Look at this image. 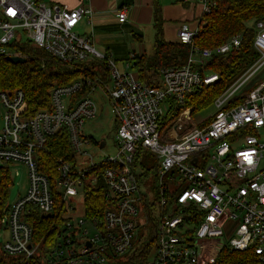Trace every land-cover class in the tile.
Segmentation results:
<instances>
[{
  "label": "built area",
  "instance_id": "1",
  "mask_svg": "<svg viewBox=\"0 0 264 264\" xmlns=\"http://www.w3.org/2000/svg\"><path fill=\"white\" fill-rule=\"evenodd\" d=\"M194 1L199 5L198 17L215 5L213 0ZM90 15L87 7L0 0V55L24 57L21 47L30 44L69 64L105 59L107 83L111 82L105 92L116 121V154L100 161L90 156L89 164L81 170L59 159V178L52 189L38 168L36 151L44 147L47 136L64 129L73 151L85 154L81 145L88 139L81 127L96 114L91 93L105 83L98 77L81 76L66 84H54L49 90V106L31 114L26 113L21 89L0 91L4 109L0 160L5 164L23 163L28 174L26 193L10 204L0 218L1 229L7 234L0 247L12 258V263L5 264L124 261L133 249L132 237L139 227L136 203H140L145 219V206L150 203L139 191L133 165L139 149L152 152L159 163L160 198L153 212L158 217L154 251L146 264H213L224 245L235 251L250 248L257 257L256 264H264V141L258 133L264 130V78L240 101L228 105L239 89L264 68V18L253 21L256 59L214 99L212 118L198 126L192 122V107H180L188 94L217 81V75L205 71L204 65L211 57L237 48L240 36H232L218 46L199 48L192 43L198 28L182 24L177 37L179 42L190 45L186 64L163 68L159 85H151L119 71L115 61L93 47L90 36L75 31L79 20ZM116 16L124 22L127 7H118ZM169 98L175 102L178 114L168 127L160 128L162 102ZM164 137L168 140L161 141ZM174 168L188 186L175 197L171 195L168 204L169 191L162 179ZM99 178L112 205L104 210L101 225L83 215L76 219L64 216L66 220L53 246L41 252L32 241L33 229L27 220L31 207L49 215L55 208L57 185L63 188L64 204L65 196L77 195V186L96 185ZM167 206V212H162ZM229 219L239 222L235 236L224 241V225Z\"/></svg>",
  "mask_w": 264,
  "mask_h": 264
},
{
  "label": "trees",
  "instance_id": "2",
  "mask_svg": "<svg viewBox=\"0 0 264 264\" xmlns=\"http://www.w3.org/2000/svg\"><path fill=\"white\" fill-rule=\"evenodd\" d=\"M214 7L209 13H203L197 18L198 31L193 38V44L199 48L218 46L232 36H240V45L232 48L225 55L211 57L203 69L217 75V81L204 86L200 92L188 94L180 110L192 107L191 114L195 111L211 105L231 83V81L256 59L257 54L252 46L254 29L248 25L251 20L264 18V0H213ZM154 4L155 45L154 51L149 56H136L132 58V67L136 70L138 78L147 84L159 85L160 70L166 67H182L186 64L190 45L179 41H167L162 34V18L157 0ZM26 61L24 63H12L6 55H0V91L7 89H21L25 95L26 113L31 114L39 109L49 106V90L54 84H66L71 80L85 76L98 77L103 83L109 81V70L105 59H96L89 63L69 64L52 58L45 51L33 45L27 44L21 47ZM250 89V88H249ZM248 89V90H249ZM247 90V91H248ZM238 93L228 105L240 101L245 95ZM170 109L166 115H162L160 128L169 126L178 111L175 102L169 98ZM210 115L207 118L209 121ZM38 168L47 176L53 189L59 178V159L76 167V156L64 129L46 138L43 148L36 151ZM156 159V158H155ZM139 155H135L134 167L138 165L144 168L139 161ZM145 174L141 172V176ZM10 183L9 173L6 167H0V218L6 213V194ZM106 187L102 178L96 185H85L84 193V217L96 220L101 225L103 212L111 207L110 199L106 196ZM55 208L49 215H42L31 207V213L27 216L33 229L32 241L39 245L41 252L53 246L56 233L64 217L61 196L54 192ZM168 204L172 201L170 193L166 194ZM160 198L157 194L155 202ZM155 202L145 206L146 224L149 230L146 237L143 235L138 245L125 256L119 264H146L148 256L155 243L157 216L153 213ZM168 206L162 212H167ZM1 230V225H0ZM12 263V258L5 254L0 247V264ZM257 257L250 248L244 251L232 250L224 245L218 252L213 264H256Z\"/></svg>",
  "mask_w": 264,
  "mask_h": 264
},
{
  "label": "rangeland",
  "instance_id": "3",
  "mask_svg": "<svg viewBox=\"0 0 264 264\" xmlns=\"http://www.w3.org/2000/svg\"><path fill=\"white\" fill-rule=\"evenodd\" d=\"M164 1V0H161ZM172 3H176V23L182 17V10H187L190 18H192L193 13H197L199 10V5L194 0H189V4L183 3L182 0H167ZM195 3L196 6L193 9L192 5ZM186 14V13H184ZM194 15V14H193ZM179 17V18H178ZM184 22V21H183ZM249 26L253 27V21L248 22ZM195 26V25H194ZM112 59V58H111ZM113 60V59H112ZM89 62V60H83L81 63ZM117 67L119 70H123V61L117 60ZM240 72L232 81L233 83L240 75H242L245 70ZM206 71V70H205ZM130 72H134L130 69ZM264 78V68L249 79L240 89V92L247 91L253 85L257 84L260 80ZM230 83V84H231ZM111 87V82L105 83L103 87L98 86L94 92L91 93V98L94 101L96 106V114L93 118H87L84 124L81 127L82 134L88 139V143H83L81 145V150L86 151L85 154L75 153L76 156V167L81 170L85 168L90 162V156L94 161H100L106 156H114L116 154V146L114 143V136L116 132V121L114 118L113 107L111 101L108 98L105 89ZM163 116L166 115L167 111L170 109V103L168 99L163 100L162 102ZM214 112L213 104L195 111L191 114L192 122L198 126H203L207 121V118L212 115ZM3 113L4 109L0 105V129L3 123ZM176 119V116L175 118ZM208 122V121H207ZM164 134L167 133L166 130L163 131ZM260 140L264 141V130L259 129ZM167 137H164L161 141H167ZM208 154H211L209 150ZM139 155V161L143 164L144 168L140 165L136 168V173L138 175V185L139 191L145 195L147 202H155L157 194L160 192L159 188V174L158 167L159 163L155 159V156L152 152L146 149H139L136 153ZM262 164L264 165V159ZM0 167H6L9 173L10 183L7 187L6 194V205L7 208L19 197L23 196L28 188V174L27 168L23 163H8L5 164L0 160ZM141 172L145 175L141 176ZM158 178V179H157ZM88 181V178H87ZM163 184L168 187L169 193L175 197L182 189L188 186V182L183 180L182 175L179 173L176 168L170 170L167 175L162 179ZM57 193L63 196V188L60 185L56 186ZM77 195L70 197L65 196L63 210L64 216H68L71 219H76L79 216H84V193L83 187L77 186ZM139 214L137 216L138 230L132 237L133 247L138 245L141 237L144 235L146 237L149 230V224H146V219L142 216L141 205L139 202L136 203ZM157 206V203H155ZM239 220L229 219L225 222L224 225V235L222 240L228 241L230 237L235 236V229L238 226ZM7 237L5 230H0V245ZM154 248L152 247L148 259L153 257ZM125 258V256H124Z\"/></svg>",
  "mask_w": 264,
  "mask_h": 264
},
{
  "label": "crops",
  "instance_id": "4",
  "mask_svg": "<svg viewBox=\"0 0 264 264\" xmlns=\"http://www.w3.org/2000/svg\"><path fill=\"white\" fill-rule=\"evenodd\" d=\"M39 1L46 4H61L69 8H90V18L82 17L75 31L79 35L90 36L92 38L93 47L99 53L108 58H112L116 65L117 60L123 61V70L119 71L138 78L136 70L132 67V58L136 56H149L154 51L156 31L154 26L153 0ZM182 1L183 3L189 4V0ZM157 2L160 7L162 34L165 40L178 41L177 30L182 24H187L190 28H197V18L200 14V9L197 13H193L194 15L192 14V18H190L187 10L183 9V15L176 23V18L178 16L176 15V3L167 0H157ZM122 5L127 7V19L124 22H119L116 16V9ZM190 5L195 9V3ZM132 55L134 56L132 57ZM130 69L134 72H130Z\"/></svg>",
  "mask_w": 264,
  "mask_h": 264
},
{
  "label": "water",
  "instance_id": "5",
  "mask_svg": "<svg viewBox=\"0 0 264 264\" xmlns=\"http://www.w3.org/2000/svg\"><path fill=\"white\" fill-rule=\"evenodd\" d=\"M6 58L8 61L12 63H24L26 61L24 57H20V56H7Z\"/></svg>",
  "mask_w": 264,
  "mask_h": 264
}]
</instances>
